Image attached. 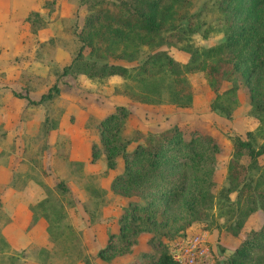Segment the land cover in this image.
<instances>
[{"label": "trees", "instance_id": "obj_1", "mask_svg": "<svg viewBox=\"0 0 264 264\" xmlns=\"http://www.w3.org/2000/svg\"><path fill=\"white\" fill-rule=\"evenodd\" d=\"M85 2L89 12L77 31L80 44L60 75L83 74L99 81L117 75L126 80L123 89L115 87L117 93L143 101L189 106L193 92L188 74L203 72L213 91L210 109L228 118L239 104L240 87H246L257 123L246 130V138L231 135L233 151L226 167L228 193L223 194L228 198L229 193L236 192L235 199L226 203V213L233 215L235 223L230 232L237 234L244 217L258 203L264 211V163L258 160L264 154V140L256 144L257 135L264 139V0H207L202 10L194 9L195 0ZM209 12L212 16L206 18L205 13ZM195 24L202 38L221 30L224 39L211 45L195 43ZM164 43L184 49L188 58L178 61L160 48ZM143 46L151 52L138 63L114 62L136 61ZM58 91L55 81L38 98L16 91L14 94L27 97L28 103L39 104ZM128 112L126 106L117 104L95 124L99 143H91V159L103 155L107 166L114 168L117 156L122 157L123 168L113 177L110 189L128 197L117 217L116 231L108 232L106 243L95 256L110 262L128 254L138 243L139 234L146 231L152 247L123 264H175L164 239L172 240L181 231L184 234L192 220L209 217L214 206L213 174L219 145L211 135L195 130L185 137L177 124L161 131L144 132L137 128L136 136L123 137ZM48 122L47 117L44 124ZM132 141L136 144L128 149ZM243 155L249 157L246 164L242 162ZM250 168L261 169L253 183ZM56 184L61 195L70 192L66 184ZM58 196L45 189L41 199L29 204L32 213L46 222L51 242L59 236L69 239L76 235L65 221V204ZM219 204L223 210L222 202ZM64 230L68 231L67 236ZM0 237L5 241L3 235ZM11 264L17 263L11 259ZM218 264H264V220Z\"/></svg>", "mask_w": 264, "mask_h": 264}, {"label": "rangeland", "instance_id": "obj_2", "mask_svg": "<svg viewBox=\"0 0 264 264\" xmlns=\"http://www.w3.org/2000/svg\"><path fill=\"white\" fill-rule=\"evenodd\" d=\"M205 1L195 0L194 9L202 10ZM88 12L85 0H0V236L3 235L2 228L8 225L11 239L24 242L27 237L20 230L23 224L26 223L27 231L34 223L40 227L43 223L46 227V222L37 213H32L30 223H21L23 213L20 211L16 213V221L9 219L8 211L18 209L20 193L16 188L24 183H27L30 197L40 195L38 186L43 195L45 189L60 195L67 213L65 221L76 234L69 239L59 236L48 248L30 243L14 249L0 237V264H11V259L17 264H106L95 256V250L99 240L103 241L105 237L101 234L105 223L108 233L115 226L120 207L128 203V197L110 187L101 191V184L106 183L112 170L103 155L90 160V148L92 142L99 143L96 122L117 104L129 109L121 132L123 137H133L137 128L144 132L161 131L177 124L185 137L195 130L211 135L218 142L213 174L216 182L214 206L207 219L192 220L186 232L181 231L179 236L205 230L212 247L213 264L224 262L234 247L252 230L259 228L264 220V211L258 203L244 217L238 233H231L230 227L234 226L235 219L226 213V203L235 199L236 192L229 193L228 198L223 196L228 193L226 167L233 151L231 135L246 138V130L254 128L257 123L250 110L246 87H240L239 104L228 118L210 109L208 103L213 91L203 72L188 74L193 92L189 106L143 101L117 93L115 87L121 90L126 82L117 75L102 81L83 74L60 75L63 65L71 60L80 44L77 31ZM205 14L206 18L212 16L211 12ZM33 19L35 21L31 23ZM211 19L214 20V16ZM195 25L197 29L192 38L197 44L211 45L224 39L221 30H214L202 38L198 24ZM160 48L166 49L180 62L188 58V53L179 46L164 43ZM149 52L151 49L143 46L136 61L114 62L132 65ZM55 81L59 91L39 104L28 103L27 97L14 94L16 91L38 98ZM47 117L49 122L44 124ZM52 123L56 126H51ZM263 140L257 135L256 144ZM135 144L132 141L127 148L131 149ZM241 159L245 164L249 161L246 155ZM258 160L264 163V154ZM117 163L123 166L120 155ZM249 173L253 176V183L261 169L250 168ZM57 182L66 184L70 192L61 195ZM34 184L37 185L35 190L32 188ZM219 201L223 210L219 208ZM111 206V209H105ZM38 218L41 220L37 222ZM35 229L34 226L33 232L27 233L28 237L35 239L39 235ZM64 232L67 236L68 231ZM140 234V239L142 234H146L147 239L150 237L146 231ZM147 239L144 242L143 237L141 243L138 240L130 253L107 264H123L137 257L141 250L152 247ZM174 239L164 240L170 247Z\"/></svg>", "mask_w": 264, "mask_h": 264}, {"label": "crops", "instance_id": "obj_3", "mask_svg": "<svg viewBox=\"0 0 264 264\" xmlns=\"http://www.w3.org/2000/svg\"><path fill=\"white\" fill-rule=\"evenodd\" d=\"M91 154V153H90ZM83 158H85V157H83ZM90 160H91V155H90ZM122 168H123V166L122 165H120V164H118L117 163V165H116V167L115 168H110V170H112V172L110 173V179L108 178V180H106V183H102L101 185H102V187L101 188H106V187H110V185L109 184H111V181H112V179H113V177L118 173V172H120L121 170H122ZM83 169H84V167H83ZM87 170V166L85 165V171ZM108 181H109V184H107L108 183ZM4 183V182H3ZM26 184L27 183H24V184H22L20 187H18V188H16V189H18V191H19V195H20V197H19V201H18V204H17V207H18V209L17 210H14V211H12V209H10L9 211H8V216L10 217V219L12 220V221H16L17 220V215H16V213H17V211H20V212H22L23 213V219H25V220H23L22 219V221H21V223H25V222H29L30 223V218H31V216H32V211L30 210V208H29V204L30 203H33V202H35V201H37V200H39V199H41L44 195L42 194V188H40L39 186H38V188L40 189L39 191H40V195H37V196H32V197H30L29 196V194H28V192H27V188H26ZM26 188V189H25ZM33 189L35 188V189H37V185L36 184H34V186L32 187ZM34 189V190H35ZM127 202H125V204H126ZM124 204V205H125ZM113 206H111V207H105V209L106 210H108V209H111ZM124 207V206H123ZM123 207L121 208L120 207V212L122 211V209H123ZM85 210V209H84ZM120 212H118V214H116V220H115V226H114V228L112 227L111 228V226H110V228H111V230L110 231H116V229H117V223H116V221H117V217H118V215L120 214ZM14 214V215H13ZM106 215V214H105ZM42 219V218H41ZM41 219H39L38 218V220H37V222L38 221H40ZM83 219L86 221V219L83 217ZM42 223V222H41ZM107 224L105 223V228H104V232L103 233H101V234H103L105 237H104V239H103V241L100 239L99 240V245H98V248L95 250V252H97L98 251V249L101 247V246H103L105 243H106V240H107V237H108V233L106 232V227H108V226H106ZM109 225V224H108ZM30 226H32L28 231H27V228H26V223L25 224H23L22 225V227H20V230H22V234H24L26 237H27V239L24 241V242H19L18 240H16V239H11V238H13V237H11L10 236V234H9V232H7V229L9 228L8 227V225H6V226H4L3 228H2V234H3V236H4V238L6 239V241H7V243L8 244H10L14 249H19V248H22V247H24V246H27L28 244H30V243H33V244H35V245H38V246H43V247H50L51 245H52V242L50 241V239L48 238V234H47V231H46V227L44 226V224L42 223V228L40 227V226H37L36 225V223H34V224H31ZM34 226H35V232H39V235L35 238V239H33V238H30V237H28V234L27 233H32L33 232V230H32V228H34ZM187 231H190V229L189 230H187ZM141 235V234H140ZM139 235V236H140ZM146 234H142V236L144 237V242L146 241V239H147V236H145ZM141 237V236H140ZM140 237L138 238V240L140 241V243H141V241H142V239H143V237L140 239ZM96 254V253H95ZM97 258H99V257H97ZM101 259V258H100ZM131 259V258H130ZM129 259V260H130ZM102 261H103V259H101ZM98 261H99V263H100V260L98 259ZM128 261V260H127ZM126 261V262H127ZM103 262H105V260L103 261ZM106 264L108 263V261H106L105 262ZM123 263H125V262H123Z\"/></svg>", "mask_w": 264, "mask_h": 264}, {"label": "built area", "instance_id": "obj_4", "mask_svg": "<svg viewBox=\"0 0 264 264\" xmlns=\"http://www.w3.org/2000/svg\"><path fill=\"white\" fill-rule=\"evenodd\" d=\"M169 245L175 264H213L212 247L205 230L179 236Z\"/></svg>", "mask_w": 264, "mask_h": 264}]
</instances>
